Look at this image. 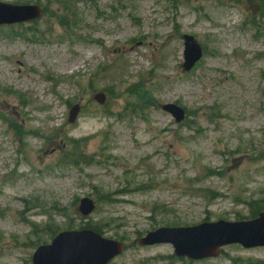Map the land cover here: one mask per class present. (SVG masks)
Instances as JSON below:
<instances>
[{"label": "rangeland", "instance_id": "1", "mask_svg": "<svg viewBox=\"0 0 264 264\" xmlns=\"http://www.w3.org/2000/svg\"><path fill=\"white\" fill-rule=\"evenodd\" d=\"M0 2L43 9L0 26V264L84 229L124 243L111 264H264V247L189 261L136 244L264 211V0ZM183 35L204 51L190 72Z\"/></svg>", "mask_w": 264, "mask_h": 264}, {"label": "water", "instance_id": "2", "mask_svg": "<svg viewBox=\"0 0 264 264\" xmlns=\"http://www.w3.org/2000/svg\"><path fill=\"white\" fill-rule=\"evenodd\" d=\"M42 15L40 6L12 5L0 2V26L13 25L37 20ZM183 70L190 72L201 60L203 50L193 36L184 35ZM94 99L104 104L106 96L97 94ZM80 106L75 105L69 114V122L74 124L80 113ZM163 110L171 114L177 123L185 119V111L176 104H167ZM95 210V203L82 199L79 212L83 216ZM140 246L170 244L174 254L179 258L200 261L217 258L221 248L228 245L242 247H264V212L257 218L241 222L203 223L196 227L160 228L149 232L139 239ZM122 242L104 238L93 230L63 232L50 245L39 247L34 256L33 264H110L123 253Z\"/></svg>", "mask_w": 264, "mask_h": 264}, {"label": "trees", "instance_id": "3", "mask_svg": "<svg viewBox=\"0 0 264 264\" xmlns=\"http://www.w3.org/2000/svg\"><path fill=\"white\" fill-rule=\"evenodd\" d=\"M67 11V10H66ZM261 15H264V10H262V12H261ZM264 18V17H263ZM263 26H264V20L263 21H259ZM259 23V28H261L262 27V25ZM143 102H142V101ZM146 101H148V97L147 96H144V97H140V100H139V104H140V106H144V103L146 102ZM257 211H256V213L254 214V215H252L251 216V218H255L257 215H258V213L259 212H261L263 209L262 208H257L256 209Z\"/></svg>", "mask_w": 264, "mask_h": 264}]
</instances>
